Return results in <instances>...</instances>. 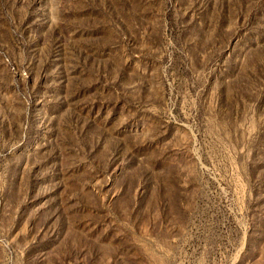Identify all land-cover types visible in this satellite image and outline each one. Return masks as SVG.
I'll return each mask as SVG.
<instances>
[{
    "label": "rangeland",
    "instance_id": "obj_1",
    "mask_svg": "<svg viewBox=\"0 0 264 264\" xmlns=\"http://www.w3.org/2000/svg\"><path fill=\"white\" fill-rule=\"evenodd\" d=\"M0 264H264V0H0Z\"/></svg>",
    "mask_w": 264,
    "mask_h": 264
}]
</instances>
